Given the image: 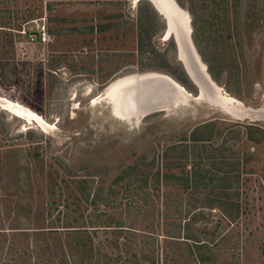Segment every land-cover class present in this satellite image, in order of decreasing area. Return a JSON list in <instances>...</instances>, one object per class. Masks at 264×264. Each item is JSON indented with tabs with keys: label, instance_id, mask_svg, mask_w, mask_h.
<instances>
[{
	"label": "rangeland",
	"instance_id": "374dc122",
	"mask_svg": "<svg viewBox=\"0 0 264 264\" xmlns=\"http://www.w3.org/2000/svg\"><path fill=\"white\" fill-rule=\"evenodd\" d=\"M175 1L183 9L189 3ZM199 3L203 30L198 46L191 33L194 49L212 65L216 84L239 102L231 106L219 98L195 100L197 87L181 68L173 37L165 36L166 22L147 0H0V100L40 118L21 116L0 103V264H76L73 244L79 236L65 225L82 224V218L73 219L78 203L87 218V205L77 199L78 183L90 192L107 189L141 156L154 158L152 169L168 156L174 164L170 169L178 172L198 167L199 156L208 162L207 157L246 154L238 184L240 218L225 226L220 248L208 255L213 254V264H264V132L259 129H264V0ZM147 72L165 73L181 85L184 80L192 97L182 94L178 104L172 101L138 118L121 117L106 99L109 91L125 77ZM248 109L263 113L259 117ZM206 122L211 124L197 129ZM174 142L186 146L165 150ZM219 143L223 152L213 147ZM114 187L123 192L124 181ZM108 216L104 224H113ZM216 217L208 231L215 229ZM158 219L150 216L133 225L160 232ZM19 226L28 231L10 230ZM82 238L84 264L109 263L106 250L150 264L140 252V235L127 241L117 233L99 229L94 235L87 229ZM108 238L111 248L101 247ZM12 239L18 240L16 246L10 245ZM144 250L151 255L148 247Z\"/></svg>",
	"mask_w": 264,
	"mask_h": 264
},
{
	"label": "trees",
	"instance_id": "16d2710c",
	"mask_svg": "<svg viewBox=\"0 0 264 264\" xmlns=\"http://www.w3.org/2000/svg\"><path fill=\"white\" fill-rule=\"evenodd\" d=\"M200 7L199 0H189V3L184 7L191 18L192 39L196 46L199 45V38L203 30L202 20L198 14V10H202ZM235 10L236 13L240 11L237 5H235ZM222 13L223 19H225L227 9H224ZM143 22L144 18L140 15L138 17L140 30L143 28ZM100 27L102 28V26ZM138 37L141 50L144 43L142 31L139 32ZM205 62L211 77L218 82L212 65L206 60ZM179 81L182 85L186 83L181 79ZM210 124L202 123L197 126V129L205 128ZM259 129L264 132L262 127ZM191 139L197 141L198 138L193 136ZM202 139L206 138L200 140ZM177 146H186V144L185 142H178V144L174 142L165 150ZM223 146V143H219L213 147L223 152L225 150ZM229 149L231 153H235L230 146ZM167 157L157 163V168L152 169L155 163L154 158L145 161V156H141L140 160H134L122 168L107 189L104 186H99L94 192H90L86 185L81 186L78 183L76 191L79 195L77 199L84 201L87 205L85 208L88 211L87 218L80 211L78 203L73 208L77 215L73 219L78 222V217L82 218V224L68 223L69 225H65L77 233V237L79 236L73 244L76 264H84L87 260V242L86 238H82L87 229L91 230L94 235H97L99 229L113 234L117 233L125 237L127 241L131 240L129 236L140 235L142 243L140 252L144 254V257H147L145 259L150 264H213V254L211 256L208 254L212 250L220 248L223 240L221 236L226 233L225 226L235 224L240 218L241 192L238 184L241 160L248 161V155L246 154L244 157L236 155L232 159L224 158L222 160H213L207 157L208 162L199 156L196 162L198 167L194 166L191 170L182 168L178 172L170 169L174 164ZM180 159L178 158V160ZM140 165L145 169L139 168ZM138 169L141 170L137 171ZM75 181L86 182L80 180L79 177H76ZM120 181H124L125 184L123 192L114 187ZM200 185L203 187L202 189L199 188ZM98 205L104 207L99 208ZM90 206L92 209H88ZM92 210L95 212L92 213ZM109 210H112L114 215L110 214ZM214 214L217 215L216 223H214L215 229L208 231V222L212 220L211 217ZM105 215L114 218L113 224H104L105 218H107ZM150 216L159 217L160 232L141 230L133 225L139 220L146 221ZM10 230L20 231V233L28 231L20 226L10 228ZM47 230L53 232L56 229ZM17 241V239L10 240V245L16 246ZM111 243L113 241L108 238L106 243L100 242L99 244L103 248L110 249ZM144 247L149 248L150 256L145 254ZM9 251H11L10 248ZM158 251L159 253L156 254ZM120 255V252L112 256L107 250L104 251L103 256L110 261L105 264H139L138 260L132 261L128 256Z\"/></svg>",
	"mask_w": 264,
	"mask_h": 264
},
{
	"label": "water",
	"instance_id": "95a60500",
	"mask_svg": "<svg viewBox=\"0 0 264 264\" xmlns=\"http://www.w3.org/2000/svg\"><path fill=\"white\" fill-rule=\"evenodd\" d=\"M147 1L152 5L155 11L165 20V36L167 34L166 37H173L178 51V60L180 61L185 74L197 87V94L195 96L197 97L204 94V96L206 98H209V100H214L217 102L218 93L216 91V88L220 86H218L216 82L211 78L207 70L206 64H204L202 60H200V56L196 53L194 49V45L191 39L192 27L190 23V17L188 16L189 20L187 25L184 19H181L179 11H177L173 5L172 7L170 6L171 8H168L162 5L161 0ZM175 4L178 5L177 3ZM164 77L169 80L167 81L168 83H164ZM125 78L127 79H125L123 82L127 81L126 83H131L135 85V88H138L139 92H145L146 89L156 90L158 92L159 98H162L161 101L163 105H168L172 101H179L180 99H182V94L179 92L177 87H175L171 83V81L175 82L181 87L183 86L179 84L176 80H174L171 76L165 73L147 72L143 74L128 76ZM246 112L258 115L259 117H261L263 113L262 110L258 109H248Z\"/></svg>",
	"mask_w": 264,
	"mask_h": 264
},
{
	"label": "bare ground",
	"instance_id": "6f19581e",
	"mask_svg": "<svg viewBox=\"0 0 264 264\" xmlns=\"http://www.w3.org/2000/svg\"><path fill=\"white\" fill-rule=\"evenodd\" d=\"M161 3L164 7H168V8H171L173 5L175 7V9L177 11H179L181 19H184L185 23L188 25V20H189L190 15L177 2H175L173 0H161ZM175 3H177L178 5H176ZM190 23H191V21H190ZM191 33H192V30H191ZM164 79H165L164 83H168L167 81H169V80L165 77H164ZM126 82L127 81L121 82L117 86H115L112 90H110L109 93L111 91L113 93L111 92V94H109L110 95L109 97L107 96L108 93H107V95H105V97L107 96L106 99H107L108 103L112 104L115 107L117 113L121 117L138 118L140 116H145V115L151 113L152 111L162 109L161 108L163 105L162 101H161L162 98H159L158 92L156 90L146 89L145 92H139L138 88H135L136 87L135 85H133L131 83H126ZM171 83L175 87H177V89L179 90V92L181 94L188 96V97H192L190 95V93H188V91L185 88L179 86L178 84H176L173 81H171ZM164 86H165V84H164ZM216 91H217V93L221 92V96L218 98H219V100L223 106H226L227 104H228L227 106H229V105L231 106V105H234L235 103H239L237 100L234 99L235 97L233 98L230 95H227L222 90L221 87H217ZM0 99H2V98H0ZM195 100H203L204 101L205 100L204 94L197 96L195 98ZM183 102H181V103H183ZM0 103H3L4 106H6L7 108L17 112L21 116H27V117H30V116L34 117L35 116L38 119V121L40 122L39 117H37L35 114H33L32 112H30L29 110H27L25 107H23L21 105L15 104V103H13L11 101H7V100H3L2 102L0 100ZM178 103L179 102L175 101V104H178ZM236 105H238V104H236ZM129 122L131 123V121H129Z\"/></svg>",
	"mask_w": 264,
	"mask_h": 264
}]
</instances>
